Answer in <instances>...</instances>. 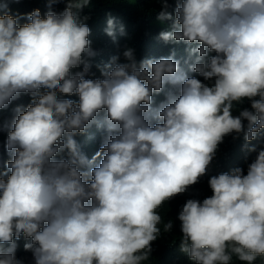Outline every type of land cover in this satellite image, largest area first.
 I'll list each match as a JSON object with an SVG mask.
<instances>
[{
	"label": "clouds",
	"instance_id": "clouds-1",
	"mask_svg": "<svg viewBox=\"0 0 264 264\" xmlns=\"http://www.w3.org/2000/svg\"><path fill=\"white\" fill-rule=\"evenodd\" d=\"M160 3L158 39L187 46L184 68L175 52L137 60L132 48L95 68L90 0H0V109L31 98L0 135V264H26L20 240L27 264H145L174 226L162 206L199 182L225 137L264 129V0ZM105 32L115 41L111 15ZM208 185L178 213L180 251L193 264H255L264 148Z\"/></svg>",
	"mask_w": 264,
	"mask_h": 264
},
{
	"label": "trees",
	"instance_id": "trees-1",
	"mask_svg": "<svg viewBox=\"0 0 264 264\" xmlns=\"http://www.w3.org/2000/svg\"><path fill=\"white\" fill-rule=\"evenodd\" d=\"M64 1L66 2V0ZM168 2L172 6L169 11H172L175 7V0H168ZM37 8L38 4L35 5V9ZM86 8L85 15L89 17L86 23L91 30L89 40L92 49L97 53L91 59V63L95 68L99 69L98 65L103 66L108 63L113 56H119L122 62L123 52L126 48L134 49L137 60L145 58L159 59L160 57H168L175 52L174 58L180 61L181 68L185 67V61L191 63L186 51L187 46L184 43H165L158 39L159 33L166 30L169 25V22L162 24L156 19L159 11H161L160 0H90V4ZM82 15L84 14L82 13ZM109 15L117 23L115 41L105 32ZM120 25L124 27V35H121L118 30ZM185 72L189 76L202 79L196 73ZM171 87L166 85L165 92ZM165 92L154 95L153 101L157 99L165 100ZM65 98L78 99L75 96ZM30 103V96L22 94L13 100L8 108L0 109V135L7 136L5 125L12 119L13 109L17 106L26 108ZM244 108H250L248 100L237 104L234 114H238ZM76 140L79 142L78 137H76ZM246 143L249 147L254 146L256 151L248 152L244 147ZM262 148H264V129L251 142H246L243 134L237 139H233L232 136L225 137L224 142L219 145L216 157L209 165L206 174L199 179V182L190 186L185 193L178 194L167 201L160 209L164 221L172 220L174 226L171 232L165 233L162 231L161 236L152 243V252L145 264H193L187 254L181 252L179 248L182 233L180 232V221L177 217L181 207L188 199L203 200L210 196L212 193L208 180L212 176L230 172L236 167H241L246 171L247 164L255 158ZM96 163H99V159ZM15 255L17 258L25 259L26 264L31 260V252L23 249L21 240L16 242ZM233 264H244V262L233 257ZM255 264H264V257H258Z\"/></svg>",
	"mask_w": 264,
	"mask_h": 264
}]
</instances>
